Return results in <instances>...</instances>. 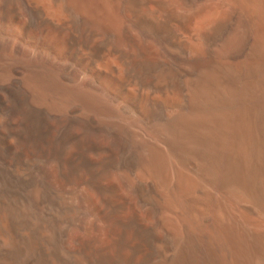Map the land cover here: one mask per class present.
I'll return each mask as SVG.
<instances>
[{
	"label": "bare ground",
	"instance_id": "bare-ground-1",
	"mask_svg": "<svg viewBox=\"0 0 264 264\" xmlns=\"http://www.w3.org/2000/svg\"><path fill=\"white\" fill-rule=\"evenodd\" d=\"M0 264H264V0H0Z\"/></svg>",
	"mask_w": 264,
	"mask_h": 264
}]
</instances>
